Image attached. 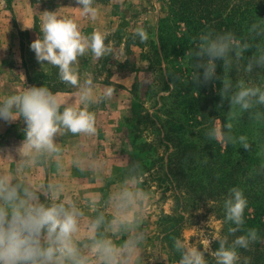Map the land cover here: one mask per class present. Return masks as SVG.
<instances>
[{"label": "rangeland", "instance_id": "1", "mask_svg": "<svg viewBox=\"0 0 264 264\" xmlns=\"http://www.w3.org/2000/svg\"><path fill=\"white\" fill-rule=\"evenodd\" d=\"M165 2L93 0L98 14L92 19L82 13L77 0H0V102L27 88L46 86L65 104L78 103L79 88L88 79L92 80L96 102L88 110L95 114L97 133L73 135L62 128L54 139L60 149L58 153L26 151L23 119L17 118L10 124L0 121V150H3L0 176L19 185L21 190L29 188L36 192L41 203H62L69 209L74 206L81 215L73 242L88 264H101L93 247L96 240L110 241L119 247L126 240L141 236L144 239L129 264H179L173 240L165 239L170 221L164 220L163 215L184 217L182 229L174 236L190 247L202 249L204 242L210 241L214 250L217 238L228 239L231 235L229 221L222 218L210 200L186 191L180 206L172 196L170 185L165 183L160 188L158 178H148L140 169L138 173L133 169L136 164L133 142L138 144L151 138L155 141L158 135H151V130H145L142 125H138L140 133L132 132V120L137 114L146 118V113L164 118L163 113L154 112V107L159 95L165 96L167 92L159 76L147 69L142 53L152 51L150 43L157 35L158 18L165 14ZM45 11L72 19L85 36L99 31L106 36V45H111V53L101 58H96L90 49L78 57L75 67L79 86L63 83L59 69L38 62L30 48L34 40L42 37ZM137 28L148 34L146 43H141L135 35ZM231 76L234 81L244 79L264 87L261 68L255 77L246 78L232 71ZM108 86L115 89L114 96L100 101L98 98ZM233 125L234 136L246 135L251 142L250 151L236 144L244 161H249L252 169H260L264 163V125L254 124L247 113L233 121ZM152 170V174L156 173L157 167L153 166ZM160 173L157 175L162 176ZM124 191L146 195L121 209L117 207V198ZM100 217H103L100 226L93 229L92 223ZM118 221L124 223L120 225ZM211 257L206 254L207 264H215ZM242 258L244 255L237 264H244Z\"/></svg>", "mask_w": 264, "mask_h": 264}, {"label": "clouds", "instance_id": "2", "mask_svg": "<svg viewBox=\"0 0 264 264\" xmlns=\"http://www.w3.org/2000/svg\"><path fill=\"white\" fill-rule=\"evenodd\" d=\"M77 4L84 15L92 19L97 17L93 0H77ZM40 31L42 37L30 44L31 50L41 64L47 62L57 67L60 80L68 85L79 86L75 65L78 57L87 50L90 49L96 58L112 51L111 45L105 43V35L94 31L85 36L76 22L59 18L56 12H44ZM135 35L141 43L149 39L143 28H137ZM193 43L195 50L186 52L198 61L192 80L205 84L220 81L222 87L217 94L221 101L217 107L222 108L225 101L230 105L222 126L209 129V139L239 144L250 151L251 142L246 135L237 137L232 134L233 121L247 113L254 124L264 125V87L247 83L244 79L234 81L231 71L234 64L240 65L242 61L245 62V73H252L256 68L264 69V19L252 22L245 38L231 31L209 29L194 37ZM249 52L251 55H246ZM218 66L222 67L221 74H217ZM114 93L115 89L108 86L98 99L110 100ZM94 102L91 79L79 88L78 103L72 104L60 101L46 86H33L0 102V121L10 124L17 118L23 119L26 125L23 147L26 151L58 153L60 149L54 139L62 128L73 135L92 136L97 133L95 114L88 110ZM260 171H264V163H261L259 171L253 169L250 175L260 174ZM145 195L143 192L124 191L117 198V207L123 209ZM247 205L242 189L233 187L229 190L224 209L226 220L235 225L229 228L230 234L242 230ZM79 215L81 213L74 206L69 209L62 203H41L36 192L29 188L21 190L19 185L0 176V264H88L87 258L80 254L73 242V235L79 231ZM102 220L103 217L98 218L91 227L98 228ZM117 223L122 225L124 222ZM259 238L258 230L250 228L230 244L227 237L217 238L219 247L215 250H211L210 241H205L201 249L188 246L180 238H173V247L180 255L179 264H207L206 254L214 257L215 264H237L240 260L237 249H248ZM143 239V236L132 238L119 247L110 241L96 240L93 247L101 264H129ZM244 264H249L247 257Z\"/></svg>", "mask_w": 264, "mask_h": 264}, {"label": "trees", "instance_id": "3", "mask_svg": "<svg viewBox=\"0 0 264 264\" xmlns=\"http://www.w3.org/2000/svg\"><path fill=\"white\" fill-rule=\"evenodd\" d=\"M165 3V14L157 21L156 38L150 43L152 51L142 53L147 69L159 76L167 92L165 96L159 95L155 104L159 106L154 107V112L163 113L164 118L146 113V118L137 114L132 120V132L140 133L138 125H142L145 130H151V135H158L155 141L151 138L138 144L133 142L136 152L133 169L135 173L140 169L148 178H158L160 188L165 183L170 185L172 196L180 206L186 191L210 200L224 219V201L229 190L233 187L242 189L248 201L244 225L241 231L229 236L228 242L244 235L247 229L256 228L259 240L248 249L238 248L237 251L239 256L248 258L249 264H264V171L250 175L252 164L244 161L236 144L209 139V129L222 126L226 121L229 103L225 101L222 108L217 107L221 101L217 94L222 87L220 81L205 84L192 80L198 61L194 55H186L195 50L193 38L209 29L231 31L245 38L248 26L259 18L264 19V0H166ZM128 41L126 49L129 48ZM244 63L234 64L232 72L246 78L255 77L260 68L245 73ZM221 73L222 67L218 66L217 74ZM171 84L174 86L169 87ZM153 166L157 167L154 174ZM159 172L162 176L157 175ZM163 219L170 221L165 239L172 241L176 232L182 229L184 217L163 215ZM218 247L217 241L214 250ZM175 258L179 261L180 255Z\"/></svg>", "mask_w": 264, "mask_h": 264}]
</instances>
